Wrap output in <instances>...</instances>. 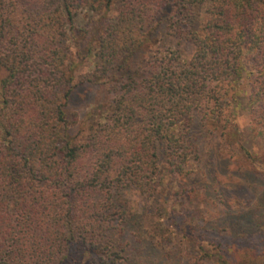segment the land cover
I'll return each instance as SVG.
<instances>
[{"label": "trees", "instance_id": "obj_1", "mask_svg": "<svg viewBox=\"0 0 264 264\" xmlns=\"http://www.w3.org/2000/svg\"><path fill=\"white\" fill-rule=\"evenodd\" d=\"M87 58L110 97L80 136L68 106ZM1 70L0 264L262 262L261 204L222 196L226 219L172 231L125 197L213 179L207 132L264 175L239 123L264 136V0H0Z\"/></svg>", "mask_w": 264, "mask_h": 264}, {"label": "rangeland", "instance_id": "obj_2", "mask_svg": "<svg viewBox=\"0 0 264 264\" xmlns=\"http://www.w3.org/2000/svg\"><path fill=\"white\" fill-rule=\"evenodd\" d=\"M176 48H178L177 52L191 53L193 50L189 43L181 44ZM93 61L94 59L87 58L85 64L78 69L74 92L68 106L69 118L73 123L74 133L80 136L88 129L92 119L98 120L100 118L97 112L100 109L99 105L110 97L107 84L88 81L89 74L94 69ZM5 74L4 70L0 71V76ZM239 123L242 128H247L246 134L251 135L254 144H256L254 150L259 154H264V136L254 134L249 130V118L241 116L239 117ZM202 133L204 134V132ZM203 142L205 146L203 143L202 147L211 151L208 155H211L212 159L213 171L211 177H214L213 179L203 178V172L195 175V172L201 168H197L192 175L185 176V178H178L175 175H172V177L167 176L163 188L155 199H147L139 194L136 196V193L126 194L125 198L129 206L138 209L143 205L144 213L141 211L139 216H144L149 211L163 214L160 218H150L155 219V221L162 220L165 228L172 231H175L174 226L186 225L189 220L194 222L195 219H192V216H196L197 219L198 212L204 218L212 214H218V222L226 219L228 215L225 212L230 213L233 210V205L230 208L223 209L222 196H230L233 203L236 199H241L245 200L247 204H261L264 207V175L253 171L247 162L242 161V158L240 159L241 156L233 154L228 149L221 150L218 140L214 141L208 132L204 136ZM207 171L209 172L208 168ZM244 211H247V209ZM149 219H147L146 224H154L155 221H149ZM262 223L261 229L264 232V219ZM133 226H135L134 223ZM226 242L232 244L231 240ZM249 242L252 245L264 246V236L262 238H250ZM232 247L234 250L231 251V255L234 258H242L243 255L237 253L234 245ZM259 264H264V259Z\"/></svg>", "mask_w": 264, "mask_h": 264}]
</instances>
